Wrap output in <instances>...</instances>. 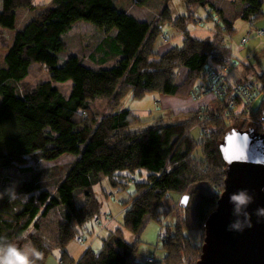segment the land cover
<instances>
[{"label":"trees","instance_id":"trees-1","mask_svg":"<svg viewBox=\"0 0 264 264\" xmlns=\"http://www.w3.org/2000/svg\"><path fill=\"white\" fill-rule=\"evenodd\" d=\"M4 1L0 42L7 52L0 61V247L28 245L40 253L35 264H46L57 251L60 264H135L140 241H127L122 228L103 241L99 252L91 246L77 262L66 249L76 237L83 244L87 239L80 235L87 224L101 217L94 192L97 185L107 179L114 189L123 190L127 185L121 172L146 171L148 182L135 183L136 194L125 209L123 228L137 237L146 218L161 223L178 211L175 225L165 231L168 238H160L166 256L155 259L156 264H198L205 224L224 192L227 164L220 146L233 129L260 130L243 120L247 113L231 95L213 99L207 114L198 110L188 121L170 125L161 121L136 131L132 128L144 121L120 106L128 97H191L195 87L206 83L209 68L229 74L238 62L232 61L224 38L233 37L237 21L252 26L263 18L264 0H186V14L176 16L168 7L172 0H160L167 4L160 21H142L119 11L117 0H53L13 40L5 34L15 29L17 12L38 7L35 0ZM120 6L129 10L127 4ZM199 9L207 12L205 19L197 17ZM79 22L94 26L100 40L82 46L84 52L73 53L63 37ZM206 22L211 24V35L194 36L190 26H206ZM165 24L182 34V45L159 56L154 49ZM246 44L243 39L241 46ZM23 50L29 61L51 75L50 81L27 91L21 88L29 75L28 63L20 60ZM252 59L241 61L237 69L244 64L247 73L234 83L255 88L259 104L253 116L259 117L264 114V71L257 73ZM181 69L192 78L180 81ZM93 77L118 83L107 114L93 103ZM67 84L68 92L63 89ZM202 118H206L203 126ZM195 128L202 130L200 140L192 136ZM64 155L78 159L83 168L78 178L24 166L28 156L55 162ZM29 186L38 190L32 192ZM13 191L16 198L10 199ZM184 197H189L187 207L181 205ZM93 229L89 237L99 236L101 229ZM189 229L202 233L201 246H194L185 235Z\"/></svg>","mask_w":264,"mask_h":264},{"label":"rangeland","instance_id":"rangeland-1","mask_svg":"<svg viewBox=\"0 0 264 264\" xmlns=\"http://www.w3.org/2000/svg\"><path fill=\"white\" fill-rule=\"evenodd\" d=\"M52 1L53 0H35V5L38 7L37 11H42L51 7ZM123 4H127L129 6V10H126L120 6ZM166 5V3L160 0H117L116 2V7L119 11H128L127 13L132 16L135 15L145 20L154 19V21H160L162 19V11ZM168 7L170 11L174 13V16L177 15L176 13L183 15L187 12L186 0H172L169 3ZM26 12L30 13L31 11ZM206 15L207 12L203 9H199L197 11V17L205 19ZM23 19H25L24 15L20 14V20L17 30L20 29L21 26L26 22V19L25 21H23ZM215 19L218 20L217 17H215ZM79 24L81 25L78 26L73 33L72 31L68 32L72 33V35L70 34L66 37V42L69 45L70 50H75L81 53L84 52V49L83 47H80L78 45L79 42H83L84 40H87V42H91L93 40L91 38L95 36V34L97 35V31L94 26L88 23L80 22ZM207 24L208 25L206 26H200L198 24L200 27L192 25L190 26V30L193 35L198 38H208L209 35H211V32L209 30L211 24ZM168 28L172 27L170 26V24H165L162 35L159 37L155 45L154 50L158 53L159 56H162L169 49L178 45L177 40H180V43H182V34H177L175 30L169 31ZM17 30L8 31V33L6 34L7 39H12ZM259 31L264 32V17L258 20V22H256L252 26L250 22L239 20L236 22V33L232 35L233 37L231 38L230 36H226L224 39L227 45H229L230 47L233 62H238L239 66L241 64V61L252 57L253 59L251 61V64H254L256 72L260 74L262 73V71H264V36H260L258 38L257 35ZM167 36L170 37V39H168ZM172 36L174 37L171 38ZM243 39L247 40V44L244 47L241 46ZM6 52L7 50L3 48V44H1L0 42L1 62H3ZM20 60L22 64L28 63L29 65V75L26 78V81L21 86L23 91L31 89L38 83L51 80V75L44 67L39 64L37 65L35 63H32L28 60L26 50L21 51ZM244 67L245 65L242 64L241 68L232 70L229 73V80L234 83L236 82V80H240L241 78H243L247 73L245 72ZM187 78H192V74L182 69L179 70V80L181 81ZM92 81L94 84L93 88L95 94L93 103L101 112V114H107L108 112H110V101L113 94L117 90L118 83L107 81L99 77H93ZM63 89L68 92L69 84L64 85ZM158 97H160V101H157ZM213 99H215L214 96H209L201 102H197L192 95L191 97L185 98L180 96L154 94L152 96H146L143 100H135L132 97H128L122 102L120 109L131 110L132 112H135L136 115L141 117V119L144 121V123L139 127L132 128V131H136L147 129L149 127L157 125L158 123H160V121H164V123L167 125L188 121L193 117L194 112L200 110L205 105H211ZM157 102L159 103L157 104ZM258 104L259 102H257L256 107L258 106ZM163 115L165 116V118H163V120H160ZM100 120H102V117L99 118V121ZM201 131L202 130H200V128H195L192 131V136L196 140H200ZM26 159L27 163L24 166L38 169H49L52 170V172L55 173L57 177L60 176L66 179H72L78 178L83 173V168L81 167L78 159L71 155H64L63 158L55 162H45L41 160L39 161L35 159L34 156H28L26 157ZM121 175L126 177L123 181L127 186L123 190L114 189L107 179L103 180L100 185H97L94 188L96 198L100 201L101 204L102 219H99L100 225L102 226L101 231L104 230L103 232L105 234L103 235L108 236L112 231H116L117 229L122 228L124 237L127 241L134 244L139 240L140 242L138 243L135 264H149L145 260L148 256L153 257L157 261H161L165 258L166 252L163 249L164 241L160 239V234L161 232L166 231L168 226L172 227L175 225L176 220L178 219L177 214L179 213L176 210L177 213L173 212L169 217L162 218L161 223L146 218L145 225L141 234L136 237L128 229L123 228L125 209L129 206L128 202H130L132 197L136 194L135 183L148 182L149 174L146 171H140L134 175L129 172H121ZM128 176H130L131 178ZM28 189L32 192L38 190V188L35 186H29ZM106 217H109L112 220L106 219ZM181 219L182 218L180 217V220ZM54 221V216H52L50 218L52 226H54L55 224ZM192 224L194 225V222ZM103 235L101 234L99 236L94 235L93 237H89L84 242L85 245H87L86 247L89 248L92 246L95 252H99L103 246ZM185 235L190 238V241L194 246H201L202 233L200 231L189 229L185 232ZM169 237L171 236L169 235ZM71 244L72 246H78L79 248L83 249L80 255H83V251L87 249L84 246L76 243L74 240L71 242ZM16 247L19 248L21 247V245H16ZM22 249L31 250L28 245L23 246ZM60 260L61 254L59 251H57L54 253V255L48 258L46 264H60Z\"/></svg>","mask_w":264,"mask_h":264},{"label":"water","instance_id":"water-1","mask_svg":"<svg viewBox=\"0 0 264 264\" xmlns=\"http://www.w3.org/2000/svg\"><path fill=\"white\" fill-rule=\"evenodd\" d=\"M220 150L227 164L224 192L205 224L198 264H264V135L254 128L233 129ZM242 190L251 202L238 214L230 197ZM188 202L189 197H184L181 205L187 207ZM236 222L243 230L231 227Z\"/></svg>","mask_w":264,"mask_h":264},{"label":"built area","instance_id":"built-area-1","mask_svg":"<svg viewBox=\"0 0 264 264\" xmlns=\"http://www.w3.org/2000/svg\"><path fill=\"white\" fill-rule=\"evenodd\" d=\"M238 64H234L230 70L237 68ZM229 75L226 71L216 69V68H209L207 71V81L203 85H199L195 87L191 95L197 102H201L202 100L206 99L209 96H214L215 98H227L230 95L234 97L236 101H240L241 109L245 110L247 115L243 118L246 122L249 123L250 126H254L260 130L261 135H264V114L260 115L259 117L253 116V111L256 109V104L258 99L256 97V90L250 84H236L231 82L229 79ZM207 110V111H205ZM203 114H207L209 112L208 105L203 106L199 110ZM226 119L229 120L230 116H226ZM206 118H202L201 124L202 126L205 124ZM100 218H96L94 220V224L96 227H101L100 225ZM106 219L112 220L109 217ZM173 236L172 234L170 235ZM161 239H167L168 236L166 232H161L160 234ZM77 242L82 243L81 237L75 238ZM146 262L149 264H156V260L148 256L146 257Z\"/></svg>","mask_w":264,"mask_h":264},{"label":"crops","instance_id":"crops-1","mask_svg":"<svg viewBox=\"0 0 264 264\" xmlns=\"http://www.w3.org/2000/svg\"><path fill=\"white\" fill-rule=\"evenodd\" d=\"M4 9H5V1L4 0H0V17H1V15H2V13H3V11H4ZM26 11H31V10H21V11H18L17 12V22H16V26H15V29L13 30V31H16L17 30V27H18V24H19V20H20V14H22V15H24V17H25V19H26V22L24 23V25H22L21 26V28L20 29H18L17 30V32L18 31H20V30H22V29H24L27 25H29L31 22H32V20L33 19H35L36 18V16L38 15V14H40L42 11H37V10H35V11H31L30 13H27ZM134 17H136V18H138V19H140V20H142V21H146L145 19H141V18H139V17H137V16H135L134 15ZM25 19H23V21H25ZM80 23V22H79ZM79 23H77L74 27H73V29L71 30L72 31V33L76 30V28L78 27V26H80L81 24H79ZM91 27V26H90ZM94 28V27H93ZM92 28V29H93ZM168 30L170 31V30H173L172 28H168ZM8 31H11V30H8ZM8 31L6 32V34L8 33ZM96 31H97V29H96ZM16 32V33H17ZM16 33H15V35H16ZM72 33H67L64 37H63V39H64V42L66 43V45H68L67 44V42H66V37L67 36H69L70 34L72 35ZM177 33V32H176ZM6 34H5V37H6ZM100 33L97 31V35L95 34V36H93L91 39H93L92 41H95V40H97V41H99L100 40ZM177 34H180V33H177ZM15 35H14V37H15ZM13 37V38H14ZM174 36H172L171 38H173ZM257 37L259 38V36L257 35ZM7 38V37H6ZM13 38L12 39H8V40H13ZM167 38L168 39H170V37H168L167 36ZM0 41H1V38H0ZM83 43V44H82ZM89 42H87V40H84L83 42H79V46L80 47H85L84 45H86V44H88ZM177 46H181L182 45V43H180V40H177ZM69 46V45H68ZM92 46H93V44H91V48H92ZM86 51H88V49L86 50ZM73 53H77V51H75V50H73ZM156 95V94H155ZM152 96V95H151ZM161 97V96H160ZM160 97H158V100L157 101H160ZM159 102H157V104H158ZM208 105H210V104H208ZM153 112V111H152ZM163 118H165V116L163 115L161 118H160V120H163ZM161 122V121H160ZM162 122H164V121H162ZM102 219V218H101ZM94 227H96L95 226V224H94V221H92V222H90V223H88L87 224V226H86V229L82 232V234L80 235V236H82L83 237V239L84 240H86V239H88L89 238V233H93L94 231H96V230H94L93 228ZM100 229H102V226L100 227ZM104 230H99V235H103V234H105L104 232H103ZM103 232V233H102ZM113 232V231H112ZM111 232V233H112ZM110 233V234H111ZM109 234V235H110ZM109 235L108 236H104V238H103V241L105 240V239H107L108 237H109ZM76 243H78V244H80V245H82V246H84L85 248H88V247H86L87 245H85V243H79V242H77L76 241V239L74 240ZM82 250L83 249H81V248H79L78 246H72V244L70 243L69 244V246L67 247V249H66V252L68 253V255L75 261V262H77V261H79L80 259H81V257L83 256L82 254L80 255V253L82 252ZM86 251V250H85ZM85 251H83V254L85 253ZM79 255H80V257H79ZM77 259V260H76ZM146 260V259H145Z\"/></svg>","mask_w":264,"mask_h":264},{"label":"clouds","instance_id":"clouds-1","mask_svg":"<svg viewBox=\"0 0 264 264\" xmlns=\"http://www.w3.org/2000/svg\"><path fill=\"white\" fill-rule=\"evenodd\" d=\"M15 198L16 193L13 191L10 199ZM230 202L235 204V211L239 214L251 202V197L247 191L242 190L239 194H232ZM248 226L250 227L251 224L249 223ZM231 227L236 230H243L241 222H236ZM40 258V253L37 250H22L10 243L0 247V264H35V261Z\"/></svg>","mask_w":264,"mask_h":264}]
</instances>
